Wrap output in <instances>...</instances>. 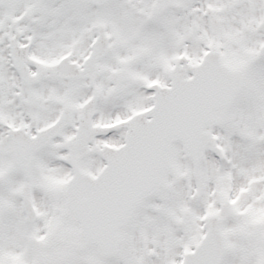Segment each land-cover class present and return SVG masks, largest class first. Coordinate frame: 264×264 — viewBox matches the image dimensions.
<instances>
[{
    "label": "snow or ice",
    "instance_id": "obj_1",
    "mask_svg": "<svg viewBox=\"0 0 264 264\" xmlns=\"http://www.w3.org/2000/svg\"><path fill=\"white\" fill-rule=\"evenodd\" d=\"M0 264H264V0H0Z\"/></svg>",
    "mask_w": 264,
    "mask_h": 264
}]
</instances>
